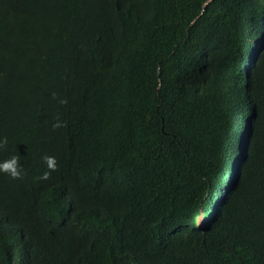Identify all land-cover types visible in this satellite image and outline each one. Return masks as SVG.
<instances>
[{
    "label": "trees",
    "instance_id": "16d2710c",
    "mask_svg": "<svg viewBox=\"0 0 264 264\" xmlns=\"http://www.w3.org/2000/svg\"><path fill=\"white\" fill-rule=\"evenodd\" d=\"M4 136L0 264H264V0H0Z\"/></svg>",
    "mask_w": 264,
    "mask_h": 264
},
{
    "label": "clouds",
    "instance_id": "9594fccd",
    "mask_svg": "<svg viewBox=\"0 0 264 264\" xmlns=\"http://www.w3.org/2000/svg\"><path fill=\"white\" fill-rule=\"evenodd\" d=\"M53 99H57L54 95ZM61 105H67V98H60L58 101ZM62 127H67V122L62 121L59 116L55 118V123L52 124L53 130L60 129ZM9 141L6 136L0 137V150L6 149ZM43 164L45 165V170L43 173L36 177L38 181H48L51 179L53 172L58 171V161L55 156L44 155L42 156ZM0 174L7 175L12 180H22L26 175L25 168L22 166V158L20 155H11L6 159L0 160ZM199 227V225H198ZM202 228L204 225L201 226ZM200 228V227H199Z\"/></svg>",
    "mask_w": 264,
    "mask_h": 264
},
{
    "label": "rangeland",
    "instance_id": "374dc122",
    "mask_svg": "<svg viewBox=\"0 0 264 264\" xmlns=\"http://www.w3.org/2000/svg\"><path fill=\"white\" fill-rule=\"evenodd\" d=\"M196 223L199 225V227L204 225V219H203V217L201 215L196 217Z\"/></svg>",
    "mask_w": 264,
    "mask_h": 264
},
{
    "label": "water",
    "instance_id": "95a60500",
    "mask_svg": "<svg viewBox=\"0 0 264 264\" xmlns=\"http://www.w3.org/2000/svg\"><path fill=\"white\" fill-rule=\"evenodd\" d=\"M202 229V227H200Z\"/></svg>",
    "mask_w": 264,
    "mask_h": 264
}]
</instances>
